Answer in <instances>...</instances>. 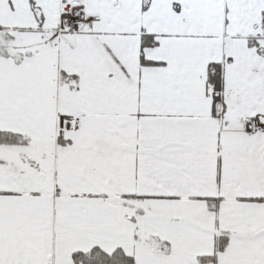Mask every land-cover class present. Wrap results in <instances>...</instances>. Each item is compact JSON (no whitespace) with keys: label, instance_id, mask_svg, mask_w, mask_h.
I'll return each mask as SVG.
<instances>
[{"label":"snow or ice","instance_id":"obj_1","mask_svg":"<svg viewBox=\"0 0 264 264\" xmlns=\"http://www.w3.org/2000/svg\"><path fill=\"white\" fill-rule=\"evenodd\" d=\"M0 264H264V0H0Z\"/></svg>","mask_w":264,"mask_h":264}]
</instances>
